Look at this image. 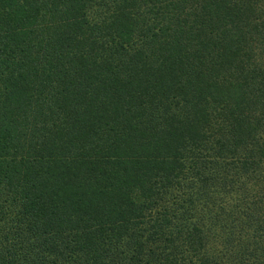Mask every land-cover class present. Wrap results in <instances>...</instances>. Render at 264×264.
<instances>
[{"label": "trees", "instance_id": "obj_1", "mask_svg": "<svg viewBox=\"0 0 264 264\" xmlns=\"http://www.w3.org/2000/svg\"><path fill=\"white\" fill-rule=\"evenodd\" d=\"M0 264H264V0H0Z\"/></svg>", "mask_w": 264, "mask_h": 264}]
</instances>
